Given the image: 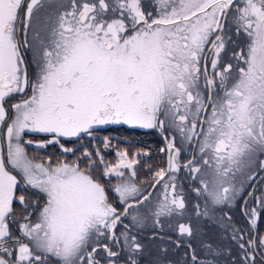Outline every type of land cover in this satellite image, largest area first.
Segmentation results:
<instances>
[{
    "label": "snow or ice",
    "instance_id": "1",
    "mask_svg": "<svg viewBox=\"0 0 264 264\" xmlns=\"http://www.w3.org/2000/svg\"><path fill=\"white\" fill-rule=\"evenodd\" d=\"M119 125L157 132L166 164H141L143 149L117 148L115 163L99 148L28 154L75 155L62 138ZM262 173L264 0H0V264H139L149 222L177 233L184 264H255L264 235L245 243L224 209ZM247 196L256 230L264 192ZM205 221L231 233L236 257Z\"/></svg>",
    "mask_w": 264,
    "mask_h": 264
},
{
    "label": "flooded vegetation",
    "instance_id": "2",
    "mask_svg": "<svg viewBox=\"0 0 264 264\" xmlns=\"http://www.w3.org/2000/svg\"><path fill=\"white\" fill-rule=\"evenodd\" d=\"M35 68L31 64L28 66V74L33 79L35 78ZM30 91V90H29ZM19 97L12 98V102H16ZM7 107L9 108V115H11V105L8 104ZM121 127H124L128 130L132 129L133 131H136L137 134L144 133L149 138L146 140V142H142L141 144H131L128 146H124L121 149H127L131 153H135L139 149L143 150H149L151 153V159L148 160L147 158L141 159V164L143 165H150L152 169H157L159 167H163L166 164V155L162 154L160 152V148L163 147V141L159 134L155 132L154 130H142L138 128H130L126 125H119ZM119 126H108L105 128H102L94 133V135H107L110 129H114V127ZM105 130V131H103ZM113 132H110L109 134H112ZM27 139H33V140H45L48 137L44 136L43 134H28L26 136ZM68 141L62 138L61 142ZM74 142V141H73ZM52 145H50L47 149L40 150V152L37 154L33 151L31 147L28 148V154L30 157H45L49 156L47 154V150ZM106 155L104 157L106 158L110 153L109 149L103 150ZM76 156H80L79 154H76ZM108 159V158H107ZM137 176L140 181H144V183L141 185L142 188L147 189L150 191V181L151 176L148 175V167H141L140 165L137 166ZM180 178L183 179L184 173L181 172ZM261 175H264L262 173ZM103 177V176H102ZM101 178V177H100ZM260 177H257V180L255 181V184L257 183L256 187H252L249 185L245 186V191L243 197L239 198L235 205L231 208H225L224 211L229 212V214L232 216V222L236 228H238V222H240V228L243 230L245 243L248 241V228H246L243 225V222L240 220V217H242L245 221L247 220V217H245L242 214V201L243 199H246L247 193L253 190L252 192L259 196L262 192H264V184L259 183ZM103 181V178H102ZM113 183H115V180H113ZM186 186V182H185ZM254 188V189H253ZM18 194L19 191H18ZM113 201H115V196H112ZM242 199V200H241ZM248 207H254L255 202L252 200L251 197H248ZM14 207L16 208L17 216L20 217L22 215L21 207L18 202L15 203ZM238 207H240V214H238ZM223 213L220 210H217V216H221ZM239 229V228H238ZM202 230L207 233L208 235L212 236L214 240H225L227 238H230L231 233L225 234L223 229L219 228L216 224H212L211 222L205 221L202 225ZM145 235L140 237L141 243L144 245L143 254L138 257L139 264H184V256L186 252L185 246H181L180 248H177L175 243L176 239H178L177 233L170 229L167 226V223H165V227L163 231H159L158 229H154L151 225V222L148 223L147 227L142 230ZM153 232H158V235L155 237V239H150V236ZM160 237H164V239H161ZM169 237L171 239H169ZM164 249H167V251H163ZM263 253V252H262ZM261 253V254H262ZM203 255V253H201ZM261 261L264 263V255H261Z\"/></svg>",
    "mask_w": 264,
    "mask_h": 264
},
{
    "label": "trees",
    "instance_id": "3",
    "mask_svg": "<svg viewBox=\"0 0 264 264\" xmlns=\"http://www.w3.org/2000/svg\"><path fill=\"white\" fill-rule=\"evenodd\" d=\"M103 131H105V130H103ZM110 132H113V133L109 134ZM105 137H108L111 141V144H112V147L109 148L110 154L105 158L106 163H115L116 162L115 151L117 148L121 149L124 146H128L131 144H141L142 142H146V140H148V138H149L144 133L137 134L136 131H133L132 129L128 130L124 127L119 126V127H114V129L113 128L110 129L109 132L107 133V135H96V136L94 135L93 137L84 136V138L82 140H80L78 144L75 141L74 142L73 141H63L62 143L66 147L79 148V151H77L75 153V155H73L72 153H66V154L62 153L60 148H59V145H52L49 148V150H47V154L53 158V162H55L57 157H59L61 159L66 157L69 160V162L72 160H75L77 158L76 154L80 155L81 152H83V150L85 148H87L89 151H93V152L97 148H99L101 150V154L106 155V153L103 151L104 150L103 144L101 143V141H103V139ZM129 153H131V152H129ZM102 173H103V168L101 166V167H97L94 170L93 175L95 178L102 180V178H103ZM249 208H251V207H249ZM238 214H239V216H241L240 207H238ZM240 220L243 222V225L246 228H248L247 239H250L251 237H253L254 233H256V237L264 235V213L261 214V216L258 220V224H257V228H256L255 232H254V230H252L249 227L248 221H245L242 217H240ZM237 226L239 229H241L240 228V222H238ZM217 241H220L224 247L230 248L232 251L233 257L237 256V253L239 250H238V247H237L235 241H231L230 238H227L225 240L219 239ZM244 241H245V239H244ZM261 255H264V251L257 249V254L255 256V264H264L263 261H261ZM220 261H221V264H231V258L227 257V256L220 257Z\"/></svg>",
    "mask_w": 264,
    "mask_h": 264
},
{
    "label": "water",
    "instance_id": "4",
    "mask_svg": "<svg viewBox=\"0 0 264 264\" xmlns=\"http://www.w3.org/2000/svg\"><path fill=\"white\" fill-rule=\"evenodd\" d=\"M256 185H257V183H256ZM255 188V187H254ZM253 188V189H254ZM150 191H151V189H150ZM253 190H251L250 192H252ZM246 199H248V196L246 197ZM242 208H243V206H242ZM242 214H243V211H242ZM254 232H255V230H254ZM253 236H256V233H254V235Z\"/></svg>",
    "mask_w": 264,
    "mask_h": 264
}]
</instances>
